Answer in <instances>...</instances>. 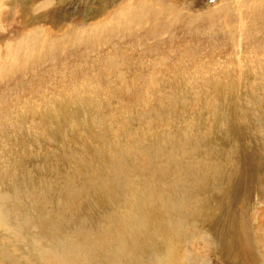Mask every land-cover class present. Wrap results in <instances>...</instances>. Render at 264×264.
<instances>
[{"label":"rangeland","instance_id":"rangeland-1","mask_svg":"<svg viewBox=\"0 0 264 264\" xmlns=\"http://www.w3.org/2000/svg\"><path fill=\"white\" fill-rule=\"evenodd\" d=\"M0 216V264H150L176 219L264 264V0H0Z\"/></svg>","mask_w":264,"mask_h":264},{"label":"bare ground","instance_id":"bare-ground-1","mask_svg":"<svg viewBox=\"0 0 264 264\" xmlns=\"http://www.w3.org/2000/svg\"><path fill=\"white\" fill-rule=\"evenodd\" d=\"M230 153V152H229ZM235 153V152H234ZM208 165V164H207ZM193 170V169H192ZM205 170V169H204ZM208 171H209V169H207ZM189 171H190V169H189ZM207 171V172H208ZM211 171V170H210ZM212 171H213V169H212ZM218 171V170H217ZM238 171V170H237ZM205 172H206V170H205ZM215 172H216V170H215ZM221 172V171H220ZM215 174V173H214ZM214 174H213V178H215L214 177ZM225 174V173H224ZM231 174V173H230ZM204 175V174H203ZM216 175H217V173H216ZM226 175V174H225ZM219 176V175H218ZM202 177V176H201ZM210 177V176H209ZM222 178V177H221ZM210 179V178H209ZM218 179V178H217ZM222 179H224V178H222ZM205 180H206V178H205ZM219 180H220V178H219ZM228 180V179H227ZM198 181V180H197ZM209 181V180H208ZM200 182H202L201 181V179H200ZM205 182H207V181H205ZM210 183V182H209ZM208 183V184H209ZM201 184V183H200ZM204 184V183H203ZM230 185V184H229ZM4 195V194H3ZM198 198V197H197ZM198 200V199H197ZM196 200V201H197ZM181 201V200H180ZM180 201L177 203V205L173 208V210H174V213L175 214H179L178 212H179V209H181V208H183L184 207V205L185 204H183L182 206H181V204H180ZM140 205V204H139ZM198 206V205H197ZM213 208H214V206H212ZM128 208V207H127ZM179 208V209H178ZM196 208V207H195ZM198 208V207H197ZM196 208V209H197ZM201 208H203V207H201ZM201 208L199 209V210H201ZM212 208V209H213ZM211 209V210H212ZM221 209V208H220ZM222 209H224V208H222ZM130 210V209H129ZM132 210V209H131ZM208 210V209H207ZM210 210V209H209ZM214 210V209H213ZM194 211V210H193ZM188 212V211H187ZM201 212H204L203 210L201 211ZM212 212V211H211ZM219 212H221V211H219ZM127 213V212H126ZM194 213V212H193ZM206 213V212H205ZM224 213V212H223ZM121 214H123L122 213V211H121ZM210 214V213H209ZM231 214V213H230ZM187 215V214H186ZM203 215H205V214H203ZM203 215H201V216H203ZM213 215H215L214 213H213ZM222 215V214H221ZM189 216V215H188ZM207 216V215H206ZM1 217V216H0ZM180 217H182V216H180ZM179 217V218H180ZM228 217V216H227ZM205 218V217H204ZM230 218H232V217H230ZM2 219V218H1ZM186 220V219H185ZM189 221V220H188ZM225 221V220H224ZM232 221V220H231ZM0 223H1V221H0ZM153 223V220L151 219V218H148V220H146V219H143V224L144 225H150V224H152ZM212 223V222H211ZM205 224V223H204ZM210 224V223H209ZM221 224V223H220ZM220 224H218V225H220ZM181 225V224H180ZM179 225V226H180ZM224 226H227V225H223L222 226V224L220 225V227H224ZM179 230L177 233L175 232V230ZM240 229V228H239ZM188 230V229H187ZM234 230V229H233ZM215 231V230H214ZM56 232V231H55ZM132 233H136L137 231L136 230H132L131 231ZM172 232H175L176 234H174V235H170ZM182 232H184V231H182L179 227H178V223H177V219H176V221H174V222H172L171 223V230H170V233H169V235L171 236V238H169V240H168V243H169V245L167 246V251H166V254H164V255H162V256H158L156 259H158V258H161V261H157V262H153L154 260H150V261H148L147 263H150V264H212V263H210V261L208 262V260H205L204 258H203V256L201 255V254H198L197 253V251H196V253H189L187 250H186V248H185V246H182V245H184V242L183 241H181L180 239H176L175 237L177 236V237H180V235H181V233ZM241 232V231H240ZM230 233H231V230L227 233V235L228 236H225L223 233H222V237L221 236H218V237H220V239H227V238H229V235H230ZM185 234V233H184ZM217 234V233H216ZM210 235V234H209ZM185 236V235H184ZM186 236H187V234H186ZM187 237H189V236H187ZM182 238V237H181ZM232 238V237H231ZM218 239V238H217ZM259 240V239H258ZM181 241V242H180ZM220 241V240H219ZM105 242V241H104ZM183 242V243H182ZM196 242V241H195ZM206 242H207V240H206ZM217 242V241H216ZM222 242V241H221ZM224 242H225V240H224ZM232 243H234V239L233 240H231V241H226L225 242V245L223 244H221L220 243V245H222V247L224 246L225 247V249H227V251H228V254H230V256L233 258L232 259V261H234V258H236V257H234L235 255H234V247L232 246ZM239 242H237V244H238ZM262 243V242H261ZM203 244V243H202ZM236 245V244H235ZM239 245V244H238ZM240 246H242V248L240 247V251L238 250V253L239 254H241V253H244V252H246V249H244L245 247H247V246H243L242 244H240ZM55 247H56V245H55ZM74 247H76V246H74ZM201 247H203V246H201ZM132 249H134L135 247L134 246H132L131 247ZM236 249H237V247H235ZM55 249H57V247L55 248ZM192 249V248H191ZM195 249V248H194ZM197 249V248H196ZM218 249V248H217ZM216 249V250H217ZM221 249V248H220ZM224 249V248H223ZM59 251V250H58ZM75 251V250H74ZM79 251V250H78ZM124 251H126V249H121L120 251H119V254H123V252ZM206 251V250H205ZM236 251V250H235ZM54 252L55 251H52L51 250V252H50V255L48 256L46 253H44V254H42V257L44 258L45 257V254L48 256V258H46L47 260H52L51 262L52 263H56V264H91V262H90V260L87 258V257H81V256H79V255H75V254H72V256L70 257V256H67L68 258H60V257H56V256H54ZM72 253H73V251H72ZM220 253V252H219ZM237 253V252H236ZM251 253V252H250ZM102 254V253H101ZM221 254V253H220ZM207 255V254H206ZM249 256H250V254H248ZM41 256V255H40ZM46 256V257H47ZM66 256V255H65ZM189 256V257H188ZM253 256V255H252ZM252 256H251V258H252ZM12 257V256H11ZM41 257V258H42ZM119 257V256H118ZM206 257V256H205ZM237 257H238V255H237ZM247 257V256H246ZM39 258V257H38ZM240 258V257H239ZM263 258H264V255L262 256V258H261V260L264 262V260H263ZM208 259V258H207ZM45 260V259H44ZM74 260V261H73ZM110 260V259H109ZM108 259L104 262V264L107 262V261H109ZM136 260H139V259H136ZM245 260H246V258H245ZM228 261V260H227ZM249 261H252V259H250L249 258ZM230 263V262H229ZM246 264V263H245ZM251 264H255L254 262H251Z\"/></svg>","mask_w":264,"mask_h":264}]
</instances>
